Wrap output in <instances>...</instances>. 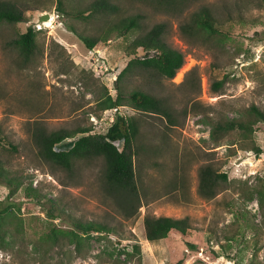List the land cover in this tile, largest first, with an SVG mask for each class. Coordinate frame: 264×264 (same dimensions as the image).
Returning <instances> with one entry per match:
<instances>
[{"label":"rangeland","instance_id":"obj_1","mask_svg":"<svg viewBox=\"0 0 264 264\" xmlns=\"http://www.w3.org/2000/svg\"><path fill=\"white\" fill-rule=\"evenodd\" d=\"M12 1L29 21L0 22V131L17 148H0V159L22 188L1 182L0 202H11L24 228L21 235L5 237L0 264H264V124L255 132L258 156L234 138L210 137L212 122L222 115H238L251 105L264 111V0H117L118 17L140 14L143 31L164 23L165 41L184 57L171 79L136 68L120 81L126 93L140 89L166 100L175 125L128 104L97 111L103 87L116 94L114 82L130 59L128 41L113 36L88 49L68 26L95 35L101 20L66 19L56 0ZM66 1L76 8L92 0ZM205 7L220 30L183 34L180 25ZM44 13L50 18L39 22ZM28 25L39 30L40 51L23 65L6 41ZM217 81L222 85L215 89ZM116 114L139 122L134 169L140 207L131 216L104 191L101 159L63 170L38 155L32 138L37 126L105 133ZM205 164L228 174L212 198L198 191ZM24 188L40 197L29 198ZM146 214L188 217L192 230L148 241ZM78 222L100 223L108 231L85 233ZM52 230L74 231L82 245L75 247L67 237L54 244L47 238Z\"/></svg>","mask_w":264,"mask_h":264},{"label":"trees","instance_id":"obj_2","mask_svg":"<svg viewBox=\"0 0 264 264\" xmlns=\"http://www.w3.org/2000/svg\"><path fill=\"white\" fill-rule=\"evenodd\" d=\"M56 10L66 19L101 20L104 23L95 35H85L74 30L72 26H68L88 49L106 43L113 36L128 41L127 57L130 59L114 82L116 94L112 96L108 89L103 87L104 91L98 98L97 111L102 113L105 110L116 109L128 104L142 113L165 116L169 123L175 125L176 119L166 100L140 89L126 93L120 86L122 78L132 69H142L145 72H153L160 77L171 79L182 67L184 63L182 53L165 41L166 25L164 23L155 24L143 31L140 14L118 17L120 9L117 0H92L76 8L68 7L66 0H56ZM113 17L116 18L113 19ZM28 21L23 8L17 2L0 0V22L16 24ZM180 30L187 36H197L201 31L215 33L220 30V22L213 16L210 9L205 7L193 12L189 20L180 25ZM38 34L39 30L34 25H28L25 32L18 33L6 41V46L16 51L23 65L31 63L40 51L37 43ZM221 85L222 82L217 81L213 87L218 89ZM261 123L264 124V111L256 105H251L238 115H222L215 119L212 122L210 137L215 142L223 137L234 138L240 145L258 156L262 149L256 143L255 132ZM139 135L137 118L116 114L105 133H95L91 127L47 131L37 126L32 133V138L38 155L52 166L63 170H73L76 163L80 161L101 159L104 163L102 171L104 191L115 199L124 214L131 216L140 207V195L134 169V156L138 154ZM118 143H122L121 149ZM0 148L10 152L17 150L16 146L7 140L1 131ZM4 165L0 159V183L5 182L8 186H12L13 190L21 189L22 184L15 181V178L4 169ZM227 181L226 172L219 171L211 164L202 165L199 169L198 191L203 197L212 198L223 189ZM24 193L29 198L40 197L36 189L24 188ZM143 225L148 241L166 238L170 232L185 235L192 230L188 217H156L146 214ZM75 226L85 233L89 230L108 231L106 225L100 223L78 222ZM23 228V220L13 209L11 202H0V249L5 248L7 235H21ZM80 236L74 231L52 230L47 238L55 244L60 237H67L72 244H75V247H79L83 241ZM133 248L134 252L140 254L139 245L134 244ZM173 264H181V261Z\"/></svg>","mask_w":264,"mask_h":264},{"label":"water","instance_id":"obj_3","mask_svg":"<svg viewBox=\"0 0 264 264\" xmlns=\"http://www.w3.org/2000/svg\"><path fill=\"white\" fill-rule=\"evenodd\" d=\"M50 18V14L49 13H44L43 15H41V17L39 18V22H43L46 21Z\"/></svg>","mask_w":264,"mask_h":264}]
</instances>
